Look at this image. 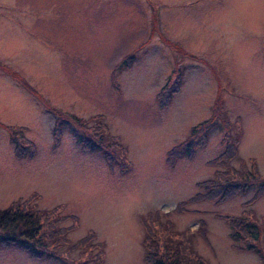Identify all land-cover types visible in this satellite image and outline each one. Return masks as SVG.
I'll use <instances>...</instances> for the list:
<instances>
[{"label": "rangeland", "instance_id": "rangeland-1", "mask_svg": "<svg viewBox=\"0 0 264 264\" xmlns=\"http://www.w3.org/2000/svg\"><path fill=\"white\" fill-rule=\"evenodd\" d=\"M15 212L0 264H264V0H0Z\"/></svg>", "mask_w": 264, "mask_h": 264}, {"label": "trees", "instance_id": "trees-1", "mask_svg": "<svg viewBox=\"0 0 264 264\" xmlns=\"http://www.w3.org/2000/svg\"><path fill=\"white\" fill-rule=\"evenodd\" d=\"M32 217H34V214H32L31 212H20L17 213L15 212L14 215H2L0 218V224H5V223H13V224H25L27 226V223H32L33 219ZM32 228V227H31ZM254 235V238L257 239V236L255 234V232H251ZM13 237V236H12ZM14 239H16L15 237H13ZM3 242L5 243L7 239H9V241H12L11 237H7L4 236L2 237ZM17 241H19V243L27 248H29L30 250L34 251V248L31 244H29L27 242V240H19L16 239ZM174 264H176V262H173ZM156 264H166L165 262H163L162 260H160L159 258L156 259Z\"/></svg>", "mask_w": 264, "mask_h": 264}]
</instances>
